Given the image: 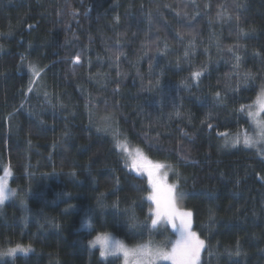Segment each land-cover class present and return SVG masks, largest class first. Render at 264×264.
Returning a JSON list of instances; mask_svg holds the SVG:
<instances>
[{
	"label": "trees",
	"instance_id": "1",
	"mask_svg": "<svg viewBox=\"0 0 264 264\" xmlns=\"http://www.w3.org/2000/svg\"><path fill=\"white\" fill-rule=\"evenodd\" d=\"M262 86L264 0H0V174L11 166L17 193L0 205V251L32 249L0 264H121L89 241L168 236L126 223L153 204L123 143L181 171L200 264H264V154L225 145L249 130Z\"/></svg>",
	"mask_w": 264,
	"mask_h": 264
},
{
	"label": "snow or ice",
	"instance_id": "2",
	"mask_svg": "<svg viewBox=\"0 0 264 264\" xmlns=\"http://www.w3.org/2000/svg\"><path fill=\"white\" fill-rule=\"evenodd\" d=\"M235 19L239 21L240 18L237 16ZM241 32L243 33V30H241ZM244 35H247V33H244ZM229 51L231 52L233 49L229 48ZM187 55L188 52L186 51L185 56ZM23 59L22 57V60ZM116 59H119V55L116 56ZM235 59L237 64L234 67H239L241 58L236 56ZM79 60L80 57L76 56L75 61L79 62ZM30 68L35 75H39V71H37L34 65H30ZM201 74V71H196L192 76L194 79H198ZM243 79L247 82L254 79V76L252 73L246 72ZM261 96L264 97V86H262ZM215 99L217 103L223 102L220 93H216ZM244 107L245 106H241L240 111H243ZM261 108L264 109V101H261ZM249 115L254 114L249 113ZM208 126L211 127L210 124ZM97 130L100 131L101 129L98 128ZM104 130L107 131V129ZM65 135H67V133H65ZM261 136L264 137V127H262ZM240 142V137L237 135L230 141L226 139L225 145L228 146L231 144V146L235 147ZM243 143L249 146L253 143V140L245 134ZM116 146L120 147L121 145L117 142ZM185 159H187V157H185ZM126 167H130L137 173L147 175L151 191L148 193L146 199L151 201L155 206L149 209V216L146 217L144 222H139L137 220L134 208L125 209L127 213L126 223L129 228L135 230L138 227H147V221L150 220L152 229L171 225V228L174 229L178 236L174 241L169 238L159 245L153 246L152 242L149 241L147 244L137 245L135 248L129 249L122 241L114 240L110 234L101 233L97 235L94 240L89 241V244L93 247L99 244L101 247L100 256L104 258L109 255L115 256L122 253L125 258V264H129L130 257L133 259L134 264H155L156 260H170L172 264H199L201 251L206 248V243L205 240L201 239L200 236L193 231L192 210L182 209L177 206V201L182 200L185 196V193L180 189L179 181L168 184L166 182L167 173H164L163 176L160 175V169L164 168L165 165L162 163H153L142 154L138 158H133L131 164H126ZM12 175L11 166L5 165L3 168V175H0V205H3L10 197H15L17 195L16 190L9 187V178ZM117 183H119L118 180ZM102 195L103 194L97 199L100 208L106 206L103 203ZM93 212L94 209L89 208L85 213L87 219L84 221V226L89 228L93 227L91 218ZM208 219L210 221L215 220V213L212 212L211 209ZM235 247L236 251L234 253L230 252V254L239 256L241 254L239 241L236 242ZM31 250V245L22 246L18 244L14 248H9L6 252H0V255H14L17 251L28 253ZM209 254L211 255V253Z\"/></svg>",
	"mask_w": 264,
	"mask_h": 264
},
{
	"label": "rangeland",
	"instance_id": "3",
	"mask_svg": "<svg viewBox=\"0 0 264 264\" xmlns=\"http://www.w3.org/2000/svg\"><path fill=\"white\" fill-rule=\"evenodd\" d=\"M35 81L37 82H40V78H39V75H35L34 77ZM261 101H264V97L261 96V92L259 94V96L257 97V99L252 103L251 107L249 108V113H252L254 115H250V127H249V130L243 134H235V135H232L230 137H228V140L230 141L232 138L236 137L237 135L240 137V143H243V139H244V136L245 134H247L252 140H253V143L251 145H249L248 147H251V148H254L256 149L258 152L260 153H263L264 154V137L261 136V130H262V127H264V117H263V113H264V109L261 108ZM244 144V143H243ZM122 149L123 151L125 152V154L129 155L131 160H133V158H138L141 154L146 157L149 161H152L153 163H162L165 165L164 168L160 169V175L163 176L164 173H167V177H166V182L168 184H173V183H176L177 181H179L178 179H172V177H176L178 178L181 174V171L178 169V167L170 164V163H167V162H163V161H159V160H156L154 158H152L144 149H142L141 147L139 146H136V145H133V144H130V143H123L122 144ZM126 149V151H125ZM135 172V171H134ZM136 174H139V175H142V176H145L147 178V175L146 174H143V173H137L135 172ZM0 175H3L0 174ZM10 179L11 177L9 178V187L12 188L10 186ZM148 180V178H147ZM151 188V187H150ZM13 189V188H12ZM14 197H10L8 200L5 201L8 202L10 200H12ZM4 203V204H5ZM3 204V205H4ZM178 206V205H177ZM154 204H153V208H154ZM92 218V217H91ZM87 219L86 215L84 216L83 218V225H82V229H85V230H90L92 228H89V227H86L84 226V221ZM93 224V223H92ZM166 227H168L169 231H170V234L168 236H166L165 238L163 239H160V240H153L151 241L152 242V245L155 246V245H159L161 244L163 241H165L166 239H172L173 241L177 238L178 234L175 233L174 229L171 228V225H165ZM194 231V230H193ZM196 232V231H195ZM197 233V232H196ZM110 236L114 239V240H119V241H122L124 243V245L129 248V249H133L135 248L137 245H142V244H147L148 242L146 243H140V244H135V245H131V244H128L126 243L124 240L118 238L117 236L113 235V234H110ZM96 238V236L92 239L94 240ZM201 238V237H200ZM202 239V238H201ZM91 240V241H92ZM91 246V245H90ZM93 247V246H91ZM94 247H97L100 249L101 251V247L99 244L95 245ZM170 247V246H169ZM14 248V247H13ZM7 250L3 251L1 250L0 252H6ZM203 251H201V255H200V260L202 258V254H203ZM21 253H24V252H21V251H17L15 253L16 254H21ZM9 256H12V255H0V258H4V257H9ZM104 258V257H103ZM108 258H119L120 259V262L121 264H125V258L123 256L122 253L120 254H117L115 256L113 255H109L108 257L104 258V259H108ZM165 263H168V264H172V261L170 260H156L155 261V264H165ZM129 264H134V261L133 259L130 257L129 258ZM199 264H200V261H199Z\"/></svg>",
	"mask_w": 264,
	"mask_h": 264
}]
</instances>
